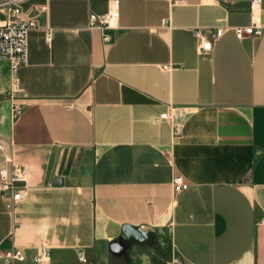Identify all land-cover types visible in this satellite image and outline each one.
Listing matches in <instances>:
<instances>
[{
  "label": "crops",
  "instance_id": "0c3cea01",
  "mask_svg": "<svg viewBox=\"0 0 264 264\" xmlns=\"http://www.w3.org/2000/svg\"><path fill=\"white\" fill-rule=\"evenodd\" d=\"M118 1L108 41L88 16L111 0L18 1L36 26L20 90L0 59V167L20 163L28 189L12 211L0 196V245L110 264L122 225L149 224L187 264H264V29L233 28L250 0ZM219 26L201 51L194 29Z\"/></svg>",
  "mask_w": 264,
  "mask_h": 264
},
{
  "label": "built area",
  "instance_id": "2783aa9c",
  "mask_svg": "<svg viewBox=\"0 0 264 264\" xmlns=\"http://www.w3.org/2000/svg\"><path fill=\"white\" fill-rule=\"evenodd\" d=\"M19 0H0V59L9 62L15 86L14 89L20 90L15 73L17 68L27 60L28 32L36 26L33 16L22 17V11L18 5ZM250 23L248 25L233 26L236 35L244 39L250 35H260L264 29V3L263 0L249 1ZM119 21V1L111 0L110 7L103 13L91 11L88 16V26L101 31L102 40L108 41L110 35L106 29L115 28ZM228 29L227 26L196 27L195 35L199 38V48L201 51H210L216 42L223 36ZM47 39H50V31L47 32ZM172 65L163 64L162 69H169ZM23 109L21 104H14V115L19 114ZM167 111L160 114L167 117ZM181 131V124H173V133ZM3 145L0 142V151ZM173 189L176 193L186 191L190 188V183L184 179L182 174H175L172 178ZM28 189L25 168L15 162L11 156L6 157V162L0 167V196L5 207L12 211L14 206L23 197ZM9 245H0V264H49L50 249L46 244H41L31 251L25 247L16 245L11 236H8ZM76 254L80 260L84 259V252L81 248H76ZM180 257V256H179ZM179 264H187L181 257L174 259Z\"/></svg>",
  "mask_w": 264,
  "mask_h": 264
},
{
  "label": "rangeland",
  "instance_id": "374dc122",
  "mask_svg": "<svg viewBox=\"0 0 264 264\" xmlns=\"http://www.w3.org/2000/svg\"><path fill=\"white\" fill-rule=\"evenodd\" d=\"M176 258L180 257L172 248L169 233L164 229L144 243L132 239L122 253L113 254L114 262L110 264H179L174 262Z\"/></svg>",
  "mask_w": 264,
  "mask_h": 264
},
{
  "label": "water",
  "instance_id": "95a60500",
  "mask_svg": "<svg viewBox=\"0 0 264 264\" xmlns=\"http://www.w3.org/2000/svg\"><path fill=\"white\" fill-rule=\"evenodd\" d=\"M122 237L120 239L111 240L109 247L112 253L120 254L133 239L140 243L147 242L149 236L153 232V228L149 224L131 225L125 223L122 225Z\"/></svg>",
  "mask_w": 264,
  "mask_h": 264
}]
</instances>
